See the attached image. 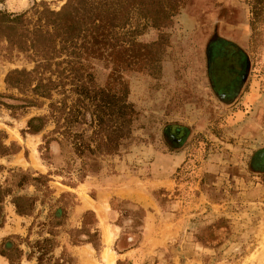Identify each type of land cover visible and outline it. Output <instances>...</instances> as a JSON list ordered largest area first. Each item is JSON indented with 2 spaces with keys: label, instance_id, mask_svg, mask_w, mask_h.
<instances>
[{
  "label": "rangeland",
  "instance_id": "1",
  "mask_svg": "<svg viewBox=\"0 0 264 264\" xmlns=\"http://www.w3.org/2000/svg\"><path fill=\"white\" fill-rule=\"evenodd\" d=\"M66 2L3 0L0 12ZM119 33L86 66L98 86L126 90L131 135L115 155L79 157L49 99L27 107L30 90L7 87L34 63L0 23V140L20 148L0 156V264H264V0H181L160 26L131 10ZM161 38V58L144 65ZM221 40L242 54L227 94L224 76H207ZM34 117L46 123L28 134ZM91 124L86 111L70 133L89 136ZM14 197L29 198V216Z\"/></svg>",
  "mask_w": 264,
  "mask_h": 264
},
{
  "label": "trees",
  "instance_id": "2",
  "mask_svg": "<svg viewBox=\"0 0 264 264\" xmlns=\"http://www.w3.org/2000/svg\"><path fill=\"white\" fill-rule=\"evenodd\" d=\"M180 6L181 0H67L59 11L50 10L44 3H34L18 14L0 12V23L9 33L6 38L9 49L27 54L34 63L31 71L9 72L5 83L21 94L25 89L30 90L33 99L25 98L27 107H35L37 99H49L51 115L56 123L63 120L79 157L86 153L115 155L121 143L130 138L135 111L126 100V90L106 89L96 84L86 60L105 54L103 42L112 49L119 45V32L129 24L131 10L146 19L153 18L155 25L160 26ZM162 43L161 38L151 45V50L144 47V65L149 66L161 58ZM34 81L36 84L32 87ZM52 92L61 94L62 98L53 102ZM86 111L92 119L91 134H71L70 129L79 123ZM45 123L44 117L31 118L26 131L36 134ZM19 150L15 143L6 146L0 140V156L13 155ZM44 178L40 175L32 180ZM3 198L0 194V203ZM28 200L13 198L18 216L30 215ZM1 211L0 206V215Z\"/></svg>",
  "mask_w": 264,
  "mask_h": 264
},
{
  "label": "flooded vegetation",
  "instance_id": "3",
  "mask_svg": "<svg viewBox=\"0 0 264 264\" xmlns=\"http://www.w3.org/2000/svg\"><path fill=\"white\" fill-rule=\"evenodd\" d=\"M225 41V40H224ZM224 43V50H222L221 53H218L221 49L220 44ZM214 53L215 56H213L212 60L210 57H208L207 60V76L210 82L212 83L213 80L218 79L222 76H224V80L221 83V87H219L218 90L225 92L226 94L232 89L233 86H235L236 81L239 77V72L242 66H238V63H240L239 59L242 58L241 51L236 48V46L233 43H225L222 40L218 43L212 44L210 48ZM234 67V70L236 69L237 76L236 77H230L228 74L232 71ZM219 76L215 77L218 75ZM218 84L219 81H218ZM214 87H217L214 85ZM218 92V91H217Z\"/></svg>",
  "mask_w": 264,
  "mask_h": 264
},
{
  "label": "bare ground",
  "instance_id": "4",
  "mask_svg": "<svg viewBox=\"0 0 264 264\" xmlns=\"http://www.w3.org/2000/svg\"><path fill=\"white\" fill-rule=\"evenodd\" d=\"M107 239H109L108 237H107ZM106 240V239H105Z\"/></svg>",
  "mask_w": 264,
  "mask_h": 264
}]
</instances>
